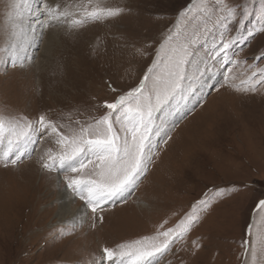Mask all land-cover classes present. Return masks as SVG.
<instances>
[{
    "label": "rangeland",
    "instance_id": "rangeland-1",
    "mask_svg": "<svg viewBox=\"0 0 264 264\" xmlns=\"http://www.w3.org/2000/svg\"><path fill=\"white\" fill-rule=\"evenodd\" d=\"M47 2L53 7L59 5L68 16L44 30L33 55H27L32 59L23 70L0 66V122L5 125L0 154L7 150L9 139L15 142L9 125L16 124L21 116L35 122L40 114H46L66 136L93 124L107 112L103 101L111 102L139 83L152 61L155 45L167 35L169 27L174 32L199 29L194 64L209 68L200 80L217 87L222 82L219 57L213 55L214 44L220 43L219 30L208 21L205 32L207 18L201 0ZM14 3L18 6L20 0H0V49L10 48L16 33ZM236 3L258 9L260 0ZM189 6L191 12L185 19L183 13ZM116 7L131 9V13L88 19L81 27L72 26V21L86 15L85 9ZM256 23L255 15L249 17L242 31ZM54 29H59L60 37L45 53L46 34ZM237 34L229 32L225 39ZM249 44L234 57L237 63L228 73L225 87L219 91L203 89L211 94L202 107L187 114L194 98L185 95L157 113L154 129H167L187 115L171 132V140L161 146L160 154L153 157L150 171L128 202L115 208L105 206L102 223L98 219L94 222L91 212L83 221L59 220L56 193L66 189L63 174L42 170L38 163L48 149L58 150L55 134L49 132L32 157L18 166H0V264H107L102 251L105 247L118 255L121 244L135 251L137 242L149 246L160 243L165 239L160 233L177 225L193 211V205L203 215L197 203L201 198L213 201L211 214L186 241L176 243L161 264H252L247 249L256 241L248 243L246 225L255 203L264 197V81L256 82L264 61L255 59L258 53H264V34ZM194 72V67L189 69L190 75ZM200 80L192 81L194 89L199 88ZM109 82L117 92L111 91ZM253 87L255 93L244 91ZM151 139L157 141L158 137L153 135ZM12 147L15 150V143ZM229 185L250 187L233 190L226 199L212 191ZM66 190L84 208L83 202ZM254 224V230L264 227V212H255ZM194 241L203 247L192 255ZM134 259L126 257L125 264H132Z\"/></svg>",
    "mask_w": 264,
    "mask_h": 264
},
{
    "label": "snow or ice",
    "instance_id": "snow-or-ice-1",
    "mask_svg": "<svg viewBox=\"0 0 264 264\" xmlns=\"http://www.w3.org/2000/svg\"><path fill=\"white\" fill-rule=\"evenodd\" d=\"M13 6L17 8L16 18L20 21L15 24V27L20 28V32L14 33L18 43H13L10 48L0 49V66L19 67L23 70L32 59L26 55L27 47L31 43L38 47L44 30L62 21V18L68 16V12L62 11L59 5L51 6L47 0H20L19 6L15 3ZM201 6L207 18L205 32L208 31V21L219 30L220 43L218 46L214 44L216 50L213 53L219 57L218 66L222 72V82L218 87L200 80L209 68L201 69L194 64L197 54L195 46L200 41L199 29L189 32L185 28L174 32V29L169 27L167 35L155 45L152 61L146 67L139 83L126 92H120L111 102L103 101L102 106L107 112L96 118L93 124L81 127L77 133L66 136L59 132L57 125L48 119L46 114H40L35 122L21 116L16 124L9 125L15 142L8 140L7 150L0 154V166H18L24 159L32 157L37 150L36 146L49 132L55 134V143L59 148L55 152L48 149L40 156L38 163L41 169L62 173L65 188L83 202L86 209L84 215L87 216V213L91 212L93 221L98 219L102 223L105 206L115 208L128 202L150 171V166L154 163L153 157L158 156L161 146L171 140V132L178 127L180 120L203 106L211 94L203 89L212 88L219 91L225 87L229 81L228 73L237 63L234 57L244 50L245 45L250 46V41L264 34V0H260L258 9L236 3V0H201ZM20 8L29 16L35 17L28 25L27 31L23 27V13ZM84 11L86 15L82 19L72 21L73 28L83 26L88 19L96 21L118 18L131 13V9L119 7ZM188 12H191L190 6L187 12L183 13L185 19ZM253 15L257 20L256 25L246 32L242 31L247 19ZM229 32L238 34L231 39H225ZM146 43L148 47H153L151 42ZM233 49L235 51L229 55V51ZM255 59L264 61V53H258ZM193 67L195 72L190 75L189 69ZM196 73H199V76ZM256 74L254 71L253 75ZM193 80H200L198 89L192 87ZM260 81H264V68L259 70V80L256 82ZM109 88L112 92L118 91L110 82ZM244 91L255 93L256 89L246 88ZM185 95L194 98L187 114L182 115L167 129H154L157 113L170 107L177 97L183 98ZM4 127V123L0 122V145L4 140ZM153 135L158 137L157 141L151 139ZM85 169L88 171L85 172ZM249 187L250 185H229L216 187L212 191L218 193L221 199H226L234 194L233 190L239 192ZM219 202L220 200L216 201ZM197 203L200 205L199 212L203 215L198 214L196 206L193 205V211L186 213L177 225L160 233L165 237L160 243H152L149 246L144 242H137L135 251L131 250L132 246L121 244L118 255L114 250L105 247L102 250L103 259L110 264H117V261L119 264H125L126 257H134L132 264H161L162 258L172 251L174 245L181 240L186 241L190 233L199 227L214 208L213 201L208 198H201ZM257 210L264 212V197L255 203L250 213V222L246 225V234L250 238L248 243L252 244V239L256 241L247 251L252 264H264V227L254 230V214ZM98 213L100 215H97ZM193 243L195 247L192 255H195L203 244L195 241Z\"/></svg>",
    "mask_w": 264,
    "mask_h": 264
},
{
    "label": "bare ground",
    "instance_id": "bare-ground-1",
    "mask_svg": "<svg viewBox=\"0 0 264 264\" xmlns=\"http://www.w3.org/2000/svg\"><path fill=\"white\" fill-rule=\"evenodd\" d=\"M34 6L35 5H33V7ZM20 11L23 13V27L25 31H27L28 25L31 24V22L35 19V17L29 16L23 8ZM18 23H20V21L16 18L15 24H18ZM15 32L16 33L20 32V28L15 27ZM46 35L47 37L44 43L45 53L49 51L47 49H50L52 45H55L57 43L58 38L60 37L59 29L49 30ZM12 37H13L11 39L12 44L18 43L16 36L14 35ZM36 46L37 45L35 43H31L30 46L27 47L26 55H29V56H31V54L33 55L32 52H33V49L36 48ZM56 196H57V203L59 205L58 218L60 221H64V220L68 221L69 219L70 220L80 219L81 221H83L86 218V216L84 215V211L86 210L84 208L79 207L80 205L78 206V204H76L75 199L70 195L69 191L61 188L60 191L56 193Z\"/></svg>",
    "mask_w": 264,
    "mask_h": 264
}]
</instances>
